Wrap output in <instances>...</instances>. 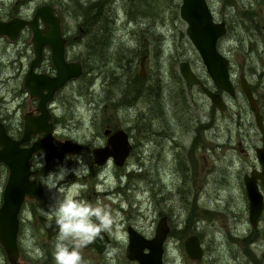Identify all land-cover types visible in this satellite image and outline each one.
<instances>
[{
  "label": "rangeland",
  "instance_id": "1",
  "mask_svg": "<svg viewBox=\"0 0 264 264\" xmlns=\"http://www.w3.org/2000/svg\"><path fill=\"white\" fill-rule=\"evenodd\" d=\"M206 1L213 19L226 23L217 48L229 59L236 93L231 96L219 90L225 110L214 106L198 86L187 84L179 72V62L187 60L214 88L187 36V24L179 14L180 0H0L3 18L31 17L40 4L55 5L68 38L66 57L81 61L85 56L89 62L82 65L80 76L56 93L52 104L54 142L59 145L65 138H73L86 145L82 152L70 155L68 166H74L83 155L87 167L81 175L69 176L66 185L75 183L74 195L119 216L115 234L106 233L109 241L102 252L95 247L80 250L85 264H139L125 255L127 226L151 237L163 215L169 226L164 264H264V208L257 226H251L242 178L252 168H259L254 148L264 141L239 86L243 74L264 121V0ZM89 2L96 5L92 9L79 6ZM91 16L99 19L92 26ZM100 25L110 31L105 39L111 40L110 47L94 53L88 45L95 39L89 34ZM30 38L29 28L14 40L0 36V113L14 127L19 126L15 128L18 135L23 114L36 106L22 85L33 57ZM144 54L142 77L138 71ZM50 69L54 73L46 47L38 70ZM141 86L143 93L136 96ZM159 90L165 109L158 115L153 94ZM106 124L124 128L135 143L132 156L122 166L112 160L98 168L94 163L91 149L104 142ZM42 154H33L36 167ZM64 162L65 157H45V167H39V195L26 198L21 206L20 260L55 264L56 236L47 240L37 215L52 202L43 187L45 176ZM7 172L0 171V201ZM259 185L264 196V183ZM189 234L200 239L203 256L199 260L191 259L184 250L183 240ZM112 249L116 251L109 257ZM0 264H9L1 245Z\"/></svg>",
  "mask_w": 264,
  "mask_h": 264
},
{
  "label": "water",
  "instance_id": "2",
  "mask_svg": "<svg viewBox=\"0 0 264 264\" xmlns=\"http://www.w3.org/2000/svg\"><path fill=\"white\" fill-rule=\"evenodd\" d=\"M179 14L187 24L185 29L187 36L197 50L214 88L201 80L187 60L179 62V72L187 84H199L211 103L225 110L227 105L219 90L231 96L236 93L229 70V59L217 48V40L226 33L225 21L213 19L206 0H180ZM60 20L61 16L56 13V6L49 3L38 5L29 18L19 15L7 19L0 18V36L14 40L23 28L28 27L31 31L33 57L29 60L22 85L28 91L29 96L37 100L34 111L28 110L23 114V126L18 138L11 137L0 120V163L8 168L0 203V245L9 264H34L20 260L17 241L18 213L21 204L25 197L36 198L38 196V169L29 167L30 157L38 151H43L47 159L62 158L66 154H76L84 147L83 144L71 138L64 139L58 146L52 136L54 122L50 101L54 93L67 81L80 76L83 72L80 60L67 59L65 56L66 38L61 30ZM45 47H48L50 52V59L54 66L53 74L37 70ZM143 60H141V74H143ZM239 86L253 112L261 140L264 141L263 116L251 85L244 75L239 78ZM32 135H36L35 139L30 144L23 145ZM254 150L259 168H252L248 173H244L242 178L248 197V220L251 226L256 227L264 208V196L259 185V182L264 183V145L255 146ZM130 151L131 144L123 128L113 130L104 145L91 149L94 161L98 165H103L108 158H111L116 165L121 166ZM37 218L45 229L47 237L55 234L48 227V224L52 222L48 217L38 215ZM168 231L169 226L165 216L158 219L151 237L143 235L128 225L126 257L138 261L139 264H164V240ZM108 241L109 237L105 233L103 244L98 242L88 246H94L98 252H102ZM183 247L191 259L202 258L203 248L197 234L187 235L183 240Z\"/></svg>",
  "mask_w": 264,
  "mask_h": 264
},
{
  "label": "clouds",
  "instance_id": "3",
  "mask_svg": "<svg viewBox=\"0 0 264 264\" xmlns=\"http://www.w3.org/2000/svg\"><path fill=\"white\" fill-rule=\"evenodd\" d=\"M70 155L65 156V162L58 164L44 178L43 187L50 194L52 201L48 209H40L44 216L52 221L48 227L56 233L53 249L55 264H85L81 249L89 244L104 243V234H115L119 223L118 214H113L110 208L93 204L80 199L73 194L75 183L66 185L69 176H79L86 168L83 155L69 167ZM39 167H45V154L40 157ZM115 249L109 251L111 257ZM114 264V261L112 262Z\"/></svg>",
  "mask_w": 264,
  "mask_h": 264
},
{
  "label": "flooded vegetation",
  "instance_id": "4",
  "mask_svg": "<svg viewBox=\"0 0 264 264\" xmlns=\"http://www.w3.org/2000/svg\"><path fill=\"white\" fill-rule=\"evenodd\" d=\"M209 7V6H208ZM56 13H57V8H56ZM212 13V12H211ZM58 14V13H57ZM17 15H19V16H22V17H25V18H29V17H27V16H25V15H23V14H17ZM14 16V15H13ZM212 16H213V14H212ZM11 17V16H10ZM0 18H2V19H7V18H9V17H7V18H3V17H0ZM221 20H223V19H221ZM220 20V21H221ZM60 24H61V20H60ZM225 25H226V23H225ZM26 28H28V27H25V28H23L21 31H23L24 29H26ZM61 30H62V24H61ZM62 33H63V31H62ZM63 35L65 36V34L63 33ZM65 38H66V43H65V49H66V45H67V43H68V38L65 36ZM46 48V47H45ZM45 48H44V50H45ZM44 50H43V52H44ZM65 56H66V51H65ZM145 54L141 57V59H140V64H139V71H138V73H139V75L140 76H142V77H144V72H143V74H141V72H140V69H141V60L142 59H144L143 60V62H144V67H145ZM67 58V57H66ZM42 59H43V57H42ZM68 59V58H67ZM41 62H42V60H41ZM40 62V63H41ZM261 64H262V66L264 67V61H262L261 62ZM40 65V64H39ZM38 65V66H39ZM178 66H179V64H178ZM144 67H143V71H144ZM37 70H38V67H37ZM47 73H49V74H53L52 73V70L50 69ZM197 74V73H196ZM241 75H243V74H240V76ZM199 76V75H198ZM240 76H239V78H240ZM200 77V76H199ZM201 78V77H200ZM72 80V79H71ZM71 80H69V81H71ZM202 80V79H201ZM69 81H67V82H69ZM203 81V80H202ZM67 82L65 83V85L67 84ZM204 82V81H203ZM205 83V82H204ZM206 84V83H205ZM64 85V86H65ZM191 85H196V86H198L199 88H200V86H199V84H197V83H195V84H191ZM64 86H62V87H64ZM61 87V88H62ZM60 88V89H61ZM252 88V87H251ZM60 89H58L55 93H54V96H53V98H52V100L50 101V109H51V112H52V120H53V122H54V115H53V107H52V104L56 101V93L60 90ZM201 89V88H200ZM202 91V90H201ZM142 93H143V91H142V86L138 89V91H137V93H136V96H138V95H142ZM35 100H36V98H34ZM36 102H37V100H36ZM30 110H33L34 111V109H30ZM0 120L3 122V124H4V126H5V129H6V131H7V133L11 136V137H13V138H18L20 135H21V133L18 135L16 132H15V128H19V126L16 124V126L17 127H14V124L12 123V124H10L9 123V120H8V117H5V116H3V115H1V113H0ZM54 125H55V123H54ZM117 128H122V127H111L109 124H106V127H104V129H103V135H104V142L103 143H100V144H98V145H96V146H94V147H98V146H101V145H104L105 144V142H106V140H107V137H108V135L110 134V133H112L113 132V130H115V129H117ZM107 129H109L107 132H106V130ZM124 129V128H123ZM126 131V130H125ZM127 132V135H128V139H129V142H130V144H131V151L129 152V154H128V156L126 157V159H125V162L124 163H126L127 162V160L130 158V156H132V153H133V151L135 150V143H134V141H133V139H132V137H131V135H130V132H128V131H126ZM35 137H36V135H32L31 136V138L28 140V141H26L23 145H28V144H30V142L33 140V139H35ZM66 139V138H65ZM71 139H73V138H71ZM74 141H76V142H78V143H80V144H83L82 142H80V141H77V140H75V139H73ZM58 145V144H57ZM60 145V144H59ZM58 145V146H59ZM83 149L80 151V152H82L84 149H86V145L85 144H83ZM93 148V147H92ZM80 152H78V153H80ZM78 153H76V154H78ZM76 154H73V155H76ZM93 154V153H92ZM66 155H71V154H66ZM66 155H64V157L66 156ZM33 155L30 157V159H29V167L31 168V169H34V168H37L38 169V175H39V173H40V169H39V167H36L35 166V164L34 163H32V159H33ZM47 159V158H46ZM93 160H94V157H93ZM112 159L111 158H108L107 159V161L103 164V165H98V164H96L95 163V161H94V163L96 164V167H102V166H104V165H106L109 161H111ZM114 163V162H113ZM115 164V163H114ZM116 165V164H115ZM118 166V165H117ZM122 166V165H121ZM2 170H7L8 171V168H7V166L5 165V164H3V163H0V171H2ZM7 175H8V172H7ZM37 175V186H38V195H39V180H38V176ZM30 177H32V175H30ZM7 179V178H6ZM99 183H100V181H98ZM97 182V183H98ZM5 185V184H4ZM3 188H4V186H3ZM2 192H3V190H2ZM106 193V192H105ZM38 197V196H37ZM36 197V198H37ZM27 197H25V199H26ZM36 198H32V199H36ZM25 199H24V201H25ZM1 201H2V193H1ZM1 201H0V203H1ZM23 201V202H24ZM23 202H22V204H23ZM22 204H21V206H22ZM20 209H21V207H20ZM20 211V210H19ZM38 215H41V214H38ZM37 215V216H38ZM44 216V215H43ZM164 216V215H163ZM46 217H48V216H46ZM49 218V217H48ZM38 219V218H37ZM39 221V220H38ZM45 230V229H44ZM45 235H46V231H45ZM56 236V233L55 234H53V235H51L50 237H47V235H46V238H47V240H50V239H52L53 237H55ZM92 247H94V246H87V247H85V248H92ZM21 261H25V260H21Z\"/></svg>",
  "mask_w": 264,
  "mask_h": 264
},
{
  "label": "trees",
  "instance_id": "5",
  "mask_svg": "<svg viewBox=\"0 0 264 264\" xmlns=\"http://www.w3.org/2000/svg\"><path fill=\"white\" fill-rule=\"evenodd\" d=\"M89 3L90 4H87L85 6H82L81 4H79V6L81 8H85V9L91 7V9H92V7L96 5V4H93V2H89ZM90 11L91 10H89V12ZM78 14L81 15L82 11L78 12ZM98 20L99 19H97L95 16H91L89 19L90 26H92L93 23H96V21L99 22ZM100 27H101V25L98 28L99 30L91 29L90 34H89L95 39V41H93V43L91 45H88L90 49L93 48L94 53H98L100 48H102V47H106V48L110 47L111 40H109V41L105 40V39H107L108 34H110V31L107 30L106 28L102 29V27L101 28ZM104 41H106V42L104 43ZM81 62H82V65L89 64V62L87 61V58L85 56H83L81 58ZM153 101H154V103H156L155 109H156V111L158 110L157 114L158 115L162 114V111H163L162 109H165V106L163 105V102H162V95L160 94V90H159V92L156 91V93L153 94Z\"/></svg>",
  "mask_w": 264,
  "mask_h": 264
},
{
  "label": "bare ground",
  "instance_id": "6",
  "mask_svg": "<svg viewBox=\"0 0 264 264\" xmlns=\"http://www.w3.org/2000/svg\"><path fill=\"white\" fill-rule=\"evenodd\" d=\"M98 168V167H97Z\"/></svg>",
  "mask_w": 264,
  "mask_h": 264
}]
</instances>
